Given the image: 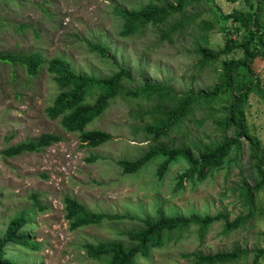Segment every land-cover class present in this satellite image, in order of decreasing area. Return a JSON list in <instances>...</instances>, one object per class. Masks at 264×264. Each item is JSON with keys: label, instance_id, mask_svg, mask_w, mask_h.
Instances as JSON below:
<instances>
[{"label": "rangeland", "instance_id": "obj_1", "mask_svg": "<svg viewBox=\"0 0 264 264\" xmlns=\"http://www.w3.org/2000/svg\"><path fill=\"white\" fill-rule=\"evenodd\" d=\"M148 1L8 0L0 4V23L3 24L0 51H40L47 59L60 56L71 61L75 71L100 77L126 66L135 81L128 82L130 88L145 79L168 82L176 91L212 86L220 65L201 67L199 64L196 47L202 43L196 42L200 36L197 25L174 34L171 41L161 39L160 29L168 28L174 20L163 26L148 25L131 36L119 34L121 19L115 8H138ZM251 3L254 9L256 0H210L190 6L187 14L194 16L197 22L202 18L217 20L208 41V47L216 50L224 44V28L232 26L229 18L219 15L234 9L251 10ZM89 42L105 44L111 57L102 59L91 52L87 47ZM56 92L57 84L47 71L28 77L22 65L0 62V236L8 220L24 209L30 221L26 231L38 243L36 248H31L8 242L3 246L8 261L14 260L15 264H108L104 258H91L87 245L107 240L126 241L121 233L142 228L144 218L155 219L159 206L168 214L223 212L230 219L246 213L238 187L244 180L251 185L255 180L246 143L240 162L224 166L201 183L185 180L177 185L179 175L186 169L183 161L176 162L159 177L155 174L159 156L140 171L126 173L120 162L136 161L151 143L139 129L148 120L142 121L132 111L147 110L150 104L142 98L112 100L104 115L87 127L101 129L111 138L90 147L83 145L79 131L63 129L61 117L52 120L47 116L46 109ZM251 96L249 124L264 145V99L254 93ZM226 100V97L221 98L216 116ZM204 117L205 114L199 115L198 120ZM213 119L209 117L203 123L194 121L186 130L174 131L160 141L168 146H184L198 139L203 143L217 140L222 132ZM47 132L61 134L63 140L39 152H24L14 158L3 152L20 141L36 139ZM66 196L74 197L88 211L124 217L72 229L66 218ZM254 199L256 210L248 224L225 231V222L218 220L201 235L195 224L182 232L173 231L163 246L140 254L137 264H195L194 257L186 254L198 251L213 254L236 247H247L251 252L236 262L225 264H253V249L264 248V190ZM36 201L43 208L40 209ZM259 264H264V257Z\"/></svg>", "mask_w": 264, "mask_h": 264}, {"label": "trees", "instance_id": "obj_2", "mask_svg": "<svg viewBox=\"0 0 264 264\" xmlns=\"http://www.w3.org/2000/svg\"><path fill=\"white\" fill-rule=\"evenodd\" d=\"M207 1L210 0H150L138 8H115L121 19L119 34L124 37L137 34L148 25L163 26L167 21L174 20L168 28L160 29L161 39L171 41L174 34L193 24L197 25L200 36L196 42L202 43L196 47L200 54L199 64L201 67L216 63L220 65L215 83L206 89L176 91L168 82L146 79L130 88L128 82L135 81L126 66H120L109 76L100 77L75 71L72 62L60 56L47 59L40 51H0L1 63L22 65L28 77H35L44 70L53 75L57 92L52 104L46 109L47 116L52 120L61 117V125L68 132L79 131L85 146L97 147L111 138L101 129H85L104 115L112 100L119 97L145 99L150 107L147 110L133 109L132 114L136 113L142 121L148 120L139 129L150 138L151 143L136 161L124 159L125 162H120L126 173L140 171L159 156L161 159L155 170L159 177L162 178L173 164L183 161L186 169L179 175L177 185H182L185 180L193 184L201 183L224 166L240 162L244 143L247 145L255 180L252 185L244 180L238 187L246 213L230 219L223 212L215 215L168 214L159 206L155 219L144 218L142 228L121 233L126 241L107 240L87 245L89 256L95 260L104 258L108 264H137L140 254H147L152 247L163 246L164 240L170 238L173 231L182 232L195 224L201 235L218 220L225 222V231H232L242 224H248V219L255 214L254 198L264 190V145L260 136L252 131L247 114L252 105V93L264 99V0H256L254 9L251 3V10L234 9L231 13L219 15L220 18H229L232 26L224 28V44L216 50L208 47V41L209 32L217 20L202 18L201 22H197L194 16L187 14L190 6ZM3 2L8 0H0V4ZM213 13L218 17L216 10ZM2 25L0 23V28ZM87 47L102 59L111 57L103 43L89 42ZM222 97L227 100L220 105L221 112L216 116L215 111ZM202 114L205 117L198 120ZM209 117L214 118L213 121L222 132L217 140L203 143L198 139L184 146H168L160 141L170 137L174 131L186 130L194 121L203 123ZM228 132L231 135H227ZM62 140L61 134L42 133L36 139L20 141L3 152L7 157L14 158L24 152H39ZM35 204L43 208L39 201ZM64 204L66 218L72 229L97 224L104 219L118 221L124 217L88 211L72 196H66ZM28 214L22 209L17 216L8 220L0 236V264H15L14 260L8 261L3 253V246L8 242L31 248L38 246L26 231V225L30 223ZM250 252L247 247H236L230 251L213 254L198 251L186 256H193L195 264H225L236 262ZM253 252V264H259L260 258L264 257V248L258 247Z\"/></svg>", "mask_w": 264, "mask_h": 264}, {"label": "clouds", "instance_id": "obj_3", "mask_svg": "<svg viewBox=\"0 0 264 264\" xmlns=\"http://www.w3.org/2000/svg\"><path fill=\"white\" fill-rule=\"evenodd\" d=\"M87 129V128H86ZM18 156H20V155H18Z\"/></svg>", "mask_w": 264, "mask_h": 264}]
</instances>
